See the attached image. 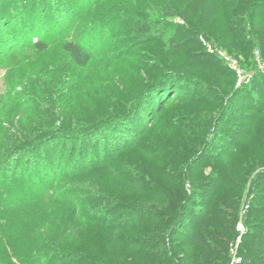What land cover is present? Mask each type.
<instances>
[{"label": "rangeland", "instance_id": "1", "mask_svg": "<svg viewBox=\"0 0 264 264\" xmlns=\"http://www.w3.org/2000/svg\"><path fill=\"white\" fill-rule=\"evenodd\" d=\"M246 2L232 10L229 0H0V162L57 130L66 141L53 144L66 155L56 174L29 183L30 202L0 217V235L28 252L26 261L142 264L151 254L150 264H182L190 244L197 249L194 236L216 221L227 223L230 240L221 235L218 252L229 264L233 250L239 257L241 220L243 237L264 243V81L234 102L259 63L257 48L228 51ZM66 43L85 48L86 67ZM227 56L239 61L244 84ZM165 68L179 78L165 82L162 109L150 106L145 122L123 125ZM100 123L112 147L99 160L89 146V160L79 139ZM11 160L21 163L20 178L25 161ZM182 205L187 215L175 226L169 217ZM157 239L160 249L151 248Z\"/></svg>", "mask_w": 264, "mask_h": 264}, {"label": "trees", "instance_id": "2", "mask_svg": "<svg viewBox=\"0 0 264 264\" xmlns=\"http://www.w3.org/2000/svg\"><path fill=\"white\" fill-rule=\"evenodd\" d=\"M229 1L231 2V9L235 10V8L237 7L235 0ZM242 10L243 11L240 14L241 21H239L241 25L230 30L229 39L232 41V43L228 46V51L230 52L228 53L238 56L244 51L245 53H247L248 51L251 52L254 48H257V50L262 53V57L264 58V0H248ZM257 17L261 19V23H259L255 27ZM250 23L252 28L248 29L247 27ZM1 33H3L2 29ZM64 50L71 56L74 63L79 67H86L91 60L89 53L83 46L79 44L66 43L64 45ZM178 78L179 75L177 73L165 68L156 79V81L160 79L159 84L154 86L146 96H144V92L142 95V99L137 102L138 108L142 110V107H144L145 112L143 110H140V112L137 114L138 110H136L133 116H131L122 124L135 125V123L138 122H145V120L148 118L146 112L150 108V106L151 110H153V113L159 112L160 109H162V107L160 106V98L165 94V89L170 86V83H168L167 85L165 84L169 81L171 83L175 82ZM261 80L264 81V70L258 69V71L252 76L250 82L246 86L240 89H236L233 92L234 95L232 97V100L236 102L238 98L242 99L244 97L243 93L246 94V89ZM163 85H165V87L160 88ZM143 124H141V126H143ZM107 126L108 125L104 123H100L97 126H93L91 129H88L87 132H89V135L79 139L81 142V146L86 145V143H88V146L80 147V152L85 150V148H89V146H93L92 148L95 149L97 153V159L100 158L99 160H103V158H105L110 152L109 149L112 147L111 145H108V142H106L108 139V135H104L105 131L103 132V130L106 129L105 127ZM57 131L58 132H54L51 136L46 135L40 138H36L35 142L33 141L30 147L24 146L18 148L17 150H15L14 155H11L6 162H0V217L2 214L5 215L6 213H8L9 209L14 210L17 207L30 202V199L27 197L26 193L23 190L26 186L29 185V183L38 181L40 177L49 176V173H51L52 170V176L54 173L56 174L55 169L59 167V159L63 160L66 157L65 155L59 158V149H55V147H53V144L58 140L66 142L65 137L63 136V132L59 130ZM68 140L71 141L72 139L69 138ZM91 142H94V144L92 145ZM71 144L73 146V143ZM92 148H89V160L91 158L93 159L91 153ZM63 149L64 148H61V151ZM24 150L25 153H19L20 155L18 154V152H22ZM76 151L77 149L72 147L71 152H74L72 154L75 155ZM56 155L58 156V158H56ZM31 156L34 157L31 158ZM85 156H88L87 152L82 153L77 163L81 162L80 160L82 159V157H84L85 159ZM14 157H20V160L25 161L20 172V178L17 174L18 171L16 170H19L21 163L15 162L14 164H12V162H14V159L11 160V158ZM70 166H72L71 162ZM10 173L12 175V178L8 179ZM19 181L23 185H17V182ZM16 185L17 187H15ZM3 197H5V200L3 199ZM8 199L12 200L11 204L7 201ZM183 207L184 205H182L177 210H173L172 214L175 213L173 215H176V219H172V216L169 217L171 224L175 220V226L185 221L184 217L186 218L187 214L184 215V213L182 212ZM197 213V211H194L193 214ZM165 221V219L161 220V222ZM226 224L227 223L225 221L223 222V224L216 221L209 234L204 237V233L202 234L200 232H204L205 226L202 227V230L193 238V242L197 246L196 251H193L194 246L190 244V247L187 249L186 254L182 255V257L178 256L180 260H177L181 262L183 258L182 264H229L230 259L228 258V256L225 254L222 255V253L218 252V250L224 252L221 246L223 244H226L221 242V235H224L225 238H228L230 240V234L226 233L224 229ZM3 228L4 226L0 224V231H2ZM157 232L159 233V231ZM111 236L112 238H114V233H112ZM157 240L147 241L149 243L148 245L156 242ZM10 245H12V247ZM13 245H15V243L4 238L3 234L0 235V264H37L38 261H36V259H33L32 262L26 261V257H28L29 253L25 250H20ZM154 247L160 249V240H158L156 243H153L151 248ZM171 247L173 249V244H171ZM177 248L180 249V247ZM199 249H201L202 251H198ZM144 252L146 253V251ZM261 253H264V243H259V236L252 233L246 234L243 237V242L238 249V256L242 259L241 264H260L261 262H264L263 255L260 256ZM157 254L159 255L155 256L157 260L160 261V253ZM152 257L153 255L149 254V257L146 258L142 262V264H150V258ZM44 258L45 256L41 257L42 260ZM72 258H74V261L76 260V256H73Z\"/></svg>", "mask_w": 264, "mask_h": 264}, {"label": "built area", "instance_id": "3", "mask_svg": "<svg viewBox=\"0 0 264 264\" xmlns=\"http://www.w3.org/2000/svg\"><path fill=\"white\" fill-rule=\"evenodd\" d=\"M255 58H256V60L259 63V69L260 70H264V63L262 62V53L259 50L256 51ZM225 59L227 61V65L229 66V68L234 70L236 72V74H237V77H238L237 85L240 86V85L244 84L246 82L245 74H244V71H243L242 67L240 66L239 61L237 59H234V58L228 57V56ZM248 78H250V77H248ZM248 209H249V206H247V209H246V211H244V214H246L248 212ZM245 232H246L245 221L241 220L238 223V225H237V233H238L237 245L238 246H239V244H240ZM238 246H237V248H238ZM233 253H234V258H233V261H232L233 264L241 263L242 259L236 256V254H235L236 251L235 250H233Z\"/></svg>", "mask_w": 264, "mask_h": 264}, {"label": "water", "instance_id": "4", "mask_svg": "<svg viewBox=\"0 0 264 264\" xmlns=\"http://www.w3.org/2000/svg\"><path fill=\"white\" fill-rule=\"evenodd\" d=\"M159 81H160V79H158L155 83H153L149 88H147L146 89V91H145V95L144 96H146L147 94H148V92H150V90L154 87V86H156L157 84H159Z\"/></svg>", "mask_w": 264, "mask_h": 264}]
</instances>
